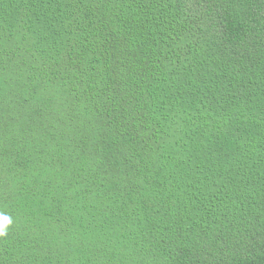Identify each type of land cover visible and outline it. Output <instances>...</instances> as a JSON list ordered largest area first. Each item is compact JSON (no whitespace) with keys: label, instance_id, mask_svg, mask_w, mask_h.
I'll list each match as a JSON object with an SVG mask.
<instances>
[{"label":"trees","instance_id":"16d2710c","mask_svg":"<svg viewBox=\"0 0 264 264\" xmlns=\"http://www.w3.org/2000/svg\"><path fill=\"white\" fill-rule=\"evenodd\" d=\"M0 264H264V0H0Z\"/></svg>","mask_w":264,"mask_h":264},{"label":"clouds","instance_id":"9594fccd","mask_svg":"<svg viewBox=\"0 0 264 264\" xmlns=\"http://www.w3.org/2000/svg\"><path fill=\"white\" fill-rule=\"evenodd\" d=\"M13 219L11 216L0 212V237L7 235V229L12 224Z\"/></svg>","mask_w":264,"mask_h":264}]
</instances>
